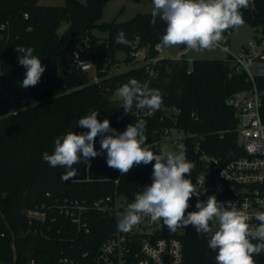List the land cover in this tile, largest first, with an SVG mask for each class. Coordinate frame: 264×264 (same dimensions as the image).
Masks as SVG:
<instances>
[{"label": "trees", "instance_id": "1", "mask_svg": "<svg viewBox=\"0 0 264 264\" xmlns=\"http://www.w3.org/2000/svg\"><path fill=\"white\" fill-rule=\"evenodd\" d=\"M108 1L66 0L64 5L52 6L42 5L38 0H0V26L7 25L4 29L0 27V73L8 82H5L8 94H0V264H14L13 234L17 264H32V260L35 264H61V258H81L84 252L88 254L87 260H93L100 246L118 228L115 215L94 207V202L115 197L117 193L121 210L126 211L135 195L152 183L154 161L134 167L126 176L109 168L107 153L101 152L100 136L96 137L94 147L101 154L90 160V167L83 162L74 165L78 174L72 179H61L68 170L53 168L42 159L45 151L52 154L57 138L91 111L99 112L97 119L101 122L108 119L118 133L137 120L146 121L145 135L156 152L162 149L167 130L185 133L187 137L181 142L186 147V158L195 164L191 175L185 178L193 185L206 165L200 159L202 153L219 157L223 162L243 153L235 110L229 99L250 88L251 83L243 71L235 68L233 56L229 53L226 59L189 60L182 54L161 58L152 77L145 65L112 73V68L121 61L120 52L127 54V60L134 59L133 49H147L149 58L157 56L155 46L161 42L166 25L159 17L153 25L152 12L139 13L123 22L101 21ZM241 11L244 21L264 32V0H251V6ZM64 23L69 25L60 33ZM120 30L131 42L129 46L115 42ZM96 31L106 34L99 35ZM231 31L232 28L224 33L225 39L229 40ZM17 46L34 49L33 55L46 66L41 79L47 78V86L37 84L25 93L21 84L26 69L18 63ZM75 53L80 60L93 63L98 80H91L90 71L74 60ZM131 79L160 90L163 103L159 110L148 115L147 109L138 110L133 105L130 113H124L122 98L113 96ZM87 131L79 127L75 133ZM209 195L210 191L200 197L192 196L187 211L196 210L198 199L206 200ZM65 199H77L90 207L87 233L60 213ZM42 205L48 210L44 225L28 215ZM159 221L161 227L152 233H142V239L160 235L178 237L189 262L216 264V252L208 247L210 234H198L192 226L182 232H170ZM254 259L256 264H264V252Z\"/></svg>", "mask_w": 264, "mask_h": 264}, {"label": "clouds", "instance_id": "2", "mask_svg": "<svg viewBox=\"0 0 264 264\" xmlns=\"http://www.w3.org/2000/svg\"><path fill=\"white\" fill-rule=\"evenodd\" d=\"M152 2L151 23L155 25L159 17L166 25L161 42L155 46L158 51L179 45L195 51L218 47L228 29L243 26L245 21L241 9L251 6V0ZM115 42L126 46L131 43L123 30L118 32ZM15 50L18 63L26 69L21 87L36 86L46 66L33 55L32 47L17 46ZM223 50L227 51V48ZM118 95L122 98L121 107L125 114L132 111L133 105L138 110L155 112L163 103L159 89H151L147 85L141 88L136 79L119 87ZM98 115V111H91L78 120V126L89 131L81 134L69 131L54 141L52 154L47 151L42 154V159L51 167L60 166L68 170L61 179H72L78 174L74 165L83 162L90 167V160L104 151L107 153V166L124 176L134 167L154 161L152 183L145 185L143 191L135 195L134 202L127 206L123 218L118 221V230L127 233L146 216L153 222L162 220L170 232L192 226L198 234H210L208 247L216 252V264H256L254 256L264 252V212L254 214L259 223L252 226L247 211L237 208L232 202L225 206L217 201L215 195L207 196L206 200L198 199L196 210L187 211L192 196L206 194V190L202 193L190 179L185 178L195 168L194 162L188 161L183 151H154L155 145L150 144L145 135L147 122L144 120H137L118 133L108 119L99 121ZM97 136H100L101 152L94 147ZM178 148L182 149L183 145H178Z\"/></svg>", "mask_w": 264, "mask_h": 264}, {"label": "built area", "instance_id": "3", "mask_svg": "<svg viewBox=\"0 0 264 264\" xmlns=\"http://www.w3.org/2000/svg\"><path fill=\"white\" fill-rule=\"evenodd\" d=\"M2 24V28H6ZM231 32H229L230 34ZM228 34V35H229ZM221 45V42H220ZM233 63L235 68L246 74L247 81L251 87L233 94L229 103L235 110L237 119V133L240 137L242 154L227 162L221 158L202 153L200 159L206 163L199 172L194 186L203 193L210 191L215 195L217 201L227 206L232 202L237 208L247 211L251 219L249 224L256 226L259 222L255 220L254 214L264 212V32L256 37L255 41H249L241 55H234ZM158 51V50H157ZM158 55L148 57L147 49H133L131 55L135 60H144L143 65L150 77L155 75V64L161 59ZM74 60L80 64L82 69L91 70L94 68L92 62L80 60L78 53H75ZM5 79L0 73V94H8ZM8 83V82H6ZM42 88L48 85L47 78L38 83ZM139 86L145 84L139 83ZM29 89H25L28 93ZM177 111L176 108H173ZM153 112L148 111V115ZM169 132L168 130L165 132ZM187 137V136H186ZM185 138V137H184ZM176 139V144H185L182 139ZM163 142V141H162ZM199 144L196 151H200ZM223 172V175L221 173ZM119 183L118 179H115ZM204 195V194H202ZM200 195V196H202ZM195 197H200L199 195ZM94 207L114 214L118 221L121 220V198L116 193L115 197H107L94 202ZM89 208L79 200H67L60 205V213L76 223L79 230L87 233L90 229L88 222ZM32 220L40 221L42 225L48 219V210L45 205L42 208H35L28 212ZM214 230L215 227L213 226ZM37 231V230H36ZM43 232V229L41 230ZM137 224L127 233L117 232L105 241L99 248L95 258L87 260V253L84 252L81 258L65 257L60 259L61 264H196L189 262L185 256L183 242L175 236H149L142 239L141 234L145 233ZM255 243V241H253ZM35 264V260H32Z\"/></svg>", "mask_w": 264, "mask_h": 264}, {"label": "rangeland", "instance_id": "4", "mask_svg": "<svg viewBox=\"0 0 264 264\" xmlns=\"http://www.w3.org/2000/svg\"><path fill=\"white\" fill-rule=\"evenodd\" d=\"M66 0H38L42 5H64ZM81 2H86V0H79ZM153 11L152 0H110L104 7L103 17L101 21L110 22L115 19L119 22L127 21L134 18L139 13H148ZM68 23L62 24L59 29L60 33L67 30ZM99 35H105L106 31H96ZM263 31L247 23L239 28H232L229 34V40L224 39L221 41V45L215 47L211 50H191L189 48L182 49L181 45L163 48L159 53L160 58H176L180 57L182 54H186V58L193 60L196 58H217L226 59L228 57V51H224V47H229V51L234 55H241L244 52V48L248 46L249 41H255L256 37L261 36ZM127 54L125 52H120L118 57L120 62L117 63L111 70L112 73H122L133 67H140L143 65V61H137L135 59L127 60L125 59ZM90 77L92 81H96L97 72L96 68L90 70ZM114 99L121 98L118 95V91L113 96ZM186 137L185 133L179 132L177 129H171L169 132L165 133L162 138V149L165 151L177 152L183 151L185 154V149H179L178 145L174 141L176 139ZM125 211L122 210V217ZM141 229L148 233H152L156 228L161 227V222L158 220L156 222L151 221L150 217H143L139 223ZM135 227V226H134ZM183 227L177 229V232H182Z\"/></svg>", "mask_w": 264, "mask_h": 264}, {"label": "water", "instance_id": "5", "mask_svg": "<svg viewBox=\"0 0 264 264\" xmlns=\"http://www.w3.org/2000/svg\"><path fill=\"white\" fill-rule=\"evenodd\" d=\"M110 94H108L109 96ZM89 114V113H88ZM88 114H86L85 116H87ZM84 116V117H85ZM79 128L78 126V120L75 121L64 133V135H66L69 131L70 132H76V130ZM15 241H16V235L13 234V253H14V264H17V257H18V254H17V248H16V245H15Z\"/></svg>", "mask_w": 264, "mask_h": 264}, {"label": "crops", "instance_id": "6", "mask_svg": "<svg viewBox=\"0 0 264 264\" xmlns=\"http://www.w3.org/2000/svg\"><path fill=\"white\" fill-rule=\"evenodd\" d=\"M186 56V54H184Z\"/></svg>", "mask_w": 264, "mask_h": 264}]
</instances>
